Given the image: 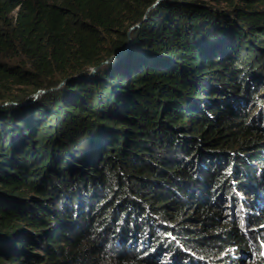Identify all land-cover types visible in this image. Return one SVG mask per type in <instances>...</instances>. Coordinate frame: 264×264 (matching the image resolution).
<instances>
[{
	"label": "trees",
	"instance_id": "1",
	"mask_svg": "<svg viewBox=\"0 0 264 264\" xmlns=\"http://www.w3.org/2000/svg\"><path fill=\"white\" fill-rule=\"evenodd\" d=\"M262 208L264 0H0V264H264Z\"/></svg>",
	"mask_w": 264,
	"mask_h": 264
},
{
	"label": "rangeland",
	"instance_id": "2",
	"mask_svg": "<svg viewBox=\"0 0 264 264\" xmlns=\"http://www.w3.org/2000/svg\"><path fill=\"white\" fill-rule=\"evenodd\" d=\"M260 214L264 215V208L261 209ZM229 254L236 255V250L234 248H231L228 250ZM240 259H242L241 264H254L255 263V257L256 253L251 249L250 253H241L239 254Z\"/></svg>",
	"mask_w": 264,
	"mask_h": 264
},
{
	"label": "water",
	"instance_id": "3",
	"mask_svg": "<svg viewBox=\"0 0 264 264\" xmlns=\"http://www.w3.org/2000/svg\"><path fill=\"white\" fill-rule=\"evenodd\" d=\"M71 78H69V79H67V80H65L64 82H66V81H68V80H70ZM63 82V83H64ZM42 93H44V90H38L36 93H34V98H37V97H39ZM25 103V102H24Z\"/></svg>",
	"mask_w": 264,
	"mask_h": 264
}]
</instances>
